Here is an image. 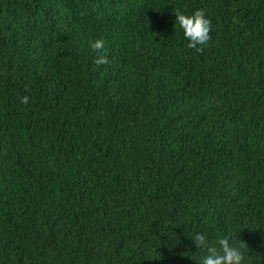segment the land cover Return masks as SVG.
Listing matches in <instances>:
<instances>
[{"label":"trees","instance_id":"1","mask_svg":"<svg viewBox=\"0 0 264 264\" xmlns=\"http://www.w3.org/2000/svg\"><path fill=\"white\" fill-rule=\"evenodd\" d=\"M197 233L264 264V0H0V264H200Z\"/></svg>","mask_w":264,"mask_h":264},{"label":"clouds","instance_id":"2","mask_svg":"<svg viewBox=\"0 0 264 264\" xmlns=\"http://www.w3.org/2000/svg\"><path fill=\"white\" fill-rule=\"evenodd\" d=\"M174 13L175 22L179 24L185 39L189 41V48L202 53L205 48L210 46L212 25L203 9H198L190 15H186L179 10ZM90 47L96 53L94 61L96 64L105 65L109 63L103 39L95 40ZM21 102L27 104L29 97H22ZM191 240L194 242L196 249L205 250L206 254L200 264H244L245 255L241 249L247 244L241 240L239 241V247L230 243L231 237L229 236L218 238L215 244L210 243L203 233L195 234Z\"/></svg>","mask_w":264,"mask_h":264}]
</instances>
